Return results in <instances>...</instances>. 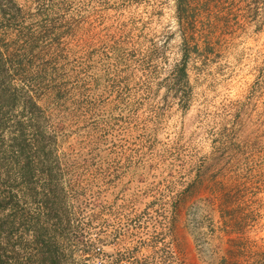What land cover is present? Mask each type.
I'll return each instance as SVG.
<instances>
[{
    "label": "rangeland",
    "instance_id": "1",
    "mask_svg": "<svg viewBox=\"0 0 264 264\" xmlns=\"http://www.w3.org/2000/svg\"><path fill=\"white\" fill-rule=\"evenodd\" d=\"M2 1L0 50L39 109L0 118V157L21 127L29 155L43 137L84 233L68 260L264 264V0ZM183 58L190 88L175 94Z\"/></svg>",
    "mask_w": 264,
    "mask_h": 264
},
{
    "label": "trees",
    "instance_id": "2",
    "mask_svg": "<svg viewBox=\"0 0 264 264\" xmlns=\"http://www.w3.org/2000/svg\"><path fill=\"white\" fill-rule=\"evenodd\" d=\"M6 7L4 1L0 0V10L5 11ZM187 66L188 62L183 58L173 67L167 89L177 94L190 88ZM12 68V62L0 50L1 119H5L15 108L23 113L32 110V107L39 109L33 97L26 95L21 98L18 95L11 80ZM32 115L29 113L28 118ZM5 121L12 122L11 118ZM2 122L0 121V137L3 138L5 125ZM21 123L17 125L22 126ZM25 132L26 129L21 127V130L17 131L18 135L13 136L17 149L8 151L11 152L9 157H0V264H74L68 260V257H73L74 251L67 248V245L70 241L82 243L84 233L80 226H72L55 171L44 160L47 155L43 154L40 143L43 137L33 140L35 151L29 155V151H26L29 144L24 140ZM33 146L31 144V147ZM215 196L212 199L220 203L218 207L221 218L225 220L224 230L229 232L235 223L228 205L230 194L226 196L225 193H217ZM30 200L35 206L32 215L25 207L20 206L22 202L27 203ZM228 234L224 239L227 251L235 241L234 237Z\"/></svg>",
    "mask_w": 264,
    "mask_h": 264
}]
</instances>
